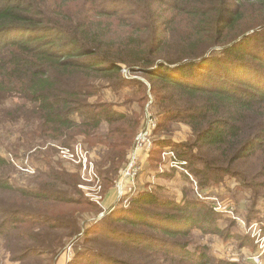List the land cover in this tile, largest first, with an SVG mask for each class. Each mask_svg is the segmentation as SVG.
<instances>
[{"label":"trees","instance_id":"1","mask_svg":"<svg viewBox=\"0 0 264 264\" xmlns=\"http://www.w3.org/2000/svg\"><path fill=\"white\" fill-rule=\"evenodd\" d=\"M123 68L148 79L157 110L149 168L158 169L164 151L173 150L202 185L211 174L215 181L230 176L264 198V0H0V120L31 142L39 134L42 143L68 147L83 136L104 145L106 190L133 149L143 108L114 111L102 94L147 91ZM168 123L186 125L189 141L167 137ZM13 173L0 155V238L15 261L45 264L54 245L50 238L39 243L34 228L61 231L67 215L47 214L37 225L25 221L21 207L73 202L66 192L76 190L78 178L50 173L54 184L45 190L58 192L51 195L13 186ZM161 188L140 191L129 209L104 219L109 233L89 241L96 254L86 264H236L189 240L202 223L214 225L215 214L198 201L164 199ZM72 225L75 236V219ZM78 254L72 264H80Z\"/></svg>","mask_w":264,"mask_h":264},{"label":"rangeland","instance_id":"2","mask_svg":"<svg viewBox=\"0 0 264 264\" xmlns=\"http://www.w3.org/2000/svg\"><path fill=\"white\" fill-rule=\"evenodd\" d=\"M125 70L127 72L122 71L124 77L142 82L147 88L146 94L145 92L137 93V88L131 86L119 92L107 90L103 92L101 100L113 105L114 111H124L127 114L140 113L142 111L140 107H142V125L137 132L138 134L146 125L148 114L158 122L157 110L151 100L152 98H150L148 79L141 74ZM144 97L146 100H142ZM16 127L17 125L0 120V155L9 159L13 165L14 173L10 176L13 186L26 191L53 195L54 192L45 190L49 185L54 184L47 178V175L51 173L54 178L56 175L60 176L62 172H65L78 178L76 190L66 192L73 202L61 205L55 202L32 201L24 202L21 207L25 221H33L37 225L46 222L45 215L47 214L53 216L67 215L61 231L49 232L43 227L34 228L40 235L39 243L45 244L48 242L46 239L50 238V242L54 245L53 256L45 257V264H72L77 253L84 255L80 256L78 263L86 264V261L96 254L89 241L98 236V233H102V236L109 233L106 227L109 222L104 219L112 213L129 209L133 197L140 191L147 189L156 193L158 190L155 189L158 186L163 189L162 194L158 195L164 199L173 198L177 203L198 201L200 205L205 206L206 209L215 214L214 225H208V222L202 223L201 226L191 232L189 240L192 241V247H207L210 254L217 260L236 264H264V198L258 200L244 183L238 182L230 176H219L221 180L215 181L217 176L211 174L210 179L212 181L202 185L201 183H205V180L196 177L188 169L185 160L180 159L175 151L166 150L162 154L161 163L156 170L149 168L150 156L142 157L141 170L134 179V185L129 188L131 190L127 192L126 196L121 198L117 192V186L122 180L123 172L128 165L129 156L133 149L127 155L125 164L112 187L106 190L100 169L104 167L106 156L104 145L97 144L95 140H89L83 136L72 141L68 147L58 143H42L39 140V134L31 142L28 137L21 135ZM32 127L34 128V126ZM108 130L109 127L106 126L99 134L103 135ZM163 131L167 133V137L173 138L176 143L189 141L191 135L190 129L181 123H168ZM156 137H158V132ZM170 152L175 154V161L169 158ZM165 153L169 154L164 156ZM181 163H186V166L181 167ZM66 181L67 179L63 177V183ZM64 189V187H59L58 191H64ZM110 192L113 196L111 199L107 198ZM57 194L58 192L54 193V195ZM254 201H256V205H254ZM29 206H32L33 210L35 207L36 210L32 211ZM206 209L204 210L206 211ZM73 219L76 220L79 229V233L75 236L71 234ZM202 226L209 229H222L221 236H225L227 233L236 235L233 238L235 241L233 239L225 240L214 232L205 230ZM62 245L59 255L54 257L55 248ZM104 253L113 254L114 251L112 248H107L104 249ZM82 259L84 260L82 261ZM0 264L38 263L35 261L25 263L15 261L12 252L6 246V242L0 238Z\"/></svg>","mask_w":264,"mask_h":264},{"label":"built area","instance_id":"3","mask_svg":"<svg viewBox=\"0 0 264 264\" xmlns=\"http://www.w3.org/2000/svg\"><path fill=\"white\" fill-rule=\"evenodd\" d=\"M123 70L126 71L125 68H123ZM156 127H157L156 121L151 117L150 114H148L147 123L136 136L135 143L133 146L134 148L131 151L130 156H129L128 165L123 172L122 180L117 186V192L121 198L125 197L127 192L131 190L129 188H131L134 185L133 183L134 179L135 177H137V175L139 174L141 170L142 157L143 156L149 157V155L151 154L153 150V147H154L153 133ZM167 154L169 153H165L164 156ZM169 158L175 161L176 159L175 154L173 152H170ZM184 166H186V163H181V167H184ZM182 169L183 168H181V170ZM258 234L260 235V233Z\"/></svg>","mask_w":264,"mask_h":264},{"label":"crops","instance_id":"4","mask_svg":"<svg viewBox=\"0 0 264 264\" xmlns=\"http://www.w3.org/2000/svg\"><path fill=\"white\" fill-rule=\"evenodd\" d=\"M113 196L111 194V192L107 195V198L111 199Z\"/></svg>","mask_w":264,"mask_h":264}]
</instances>
